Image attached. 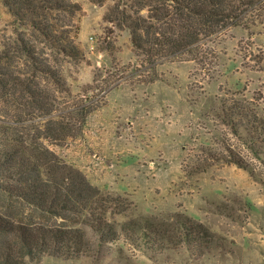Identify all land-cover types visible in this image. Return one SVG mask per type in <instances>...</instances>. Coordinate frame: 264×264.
Segmentation results:
<instances>
[{"label": "rangeland", "instance_id": "obj_1", "mask_svg": "<svg viewBox=\"0 0 264 264\" xmlns=\"http://www.w3.org/2000/svg\"><path fill=\"white\" fill-rule=\"evenodd\" d=\"M71 1L83 11L65 21H71L68 28L84 59L59 57L55 67L73 97L87 90L101 91L102 97L79 136L46 145L101 191L121 196L125 211L110 218L113 239L78 225L86 243L81 256H43L27 264H264V164L222 123V110L236 99L264 115V24L223 32L211 45L212 68L163 61L156 66L160 79L146 83L140 74L147 69L133 53L128 31L110 33L103 20L115 0ZM19 38L39 53L52 52L51 44L17 21L0 0V52L14 50ZM229 150H242L248 170L230 161L212 163L211 155L228 156ZM206 162L205 169H194ZM5 201L18 218L32 215L15 199ZM186 218L200 224L210 242L201 256L183 243L159 250L122 232L129 221L173 225Z\"/></svg>", "mask_w": 264, "mask_h": 264}, {"label": "trees", "instance_id": "obj_2", "mask_svg": "<svg viewBox=\"0 0 264 264\" xmlns=\"http://www.w3.org/2000/svg\"><path fill=\"white\" fill-rule=\"evenodd\" d=\"M90 1L102 5L105 0ZM2 3L17 21L49 42L52 52L39 53L21 38L14 50L0 52V103L7 105L0 109V264H27L43 256L77 258L86 251L78 225L89 226L107 241L116 235L110 218L125 211L121 196L101 191L46 145L79 136L88 115L100 106L101 91L73 97L55 67L59 57L84 59L68 28L71 21H65L83 8L71 0ZM103 20L110 24V33L114 28L128 31L132 51L147 69L140 74L142 82L152 83L160 79L156 66L163 61H192L212 68L216 53L211 45L232 27L251 30L263 25L264 0H115ZM222 111V123L240 147L264 164V115L243 99L233 100ZM228 153L211 155L212 163L230 161L248 170L242 150ZM9 199L32 215L18 218L5 201ZM200 228L186 218L173 225L129 221L122 232L131 241L142 238L159 250L183 243L201 256L210 242Z\"/></svg>", "mask_w": 264, "mask_h": 264}]
</instances>
